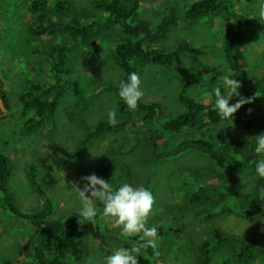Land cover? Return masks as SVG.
Instances as JSON below:
<instances>
[{
	"label": "trees",
	"instance_id": "1",
	"mask_svg": "<svg viewBox=\"0 0 264 264\" xmlns=\"http://www.w3.org/2000/svg\"><path fill=\"white\" fill-rule=\"evenodd\" d=\"M1 1L6 5V11L17 13L18 17L13 27L7 31L8 36H1L0 41L4 40L5 45H8L9 37L20 35V39L15 44L8 46L16 48L17 44L22 48L25 45V39L37 38L31 47L33 59L29 60V62L32 63V67L29 65V67H20L19 61L8 66L10 69L4 71L0 67L1 104L7 111L12 106L21 105L22 114L26 116L25 125L28 124L30 127H40L42 129L47 122L52 121L54 114L67 116L66 109L61 111L58 109L60 104L58 99L61 96L58 87L62 86V88H65L69 82L71 72L69 61H73L70 60L69 54L73 50H78L80 57L84 56L88 65H91V60H95L96 66L105 63L107 70L112 67L117 70L118 76L120 74L116 88L118 100L109 99V101L112 105L117 100V111L122 120L116 126H112L103 117L98 119L96 116H92L87 120L84 115L85 112H82L85 109L84 105L78 98H75V104L68 106L71 110L69 111V116L75 118L74 122L81 123L80 126L83 127V130L77 126L68 127L71 135L69 134L65 137L63 142L59 141L64 144L65 151L61 150L63 153L55 151L62 159L61 163L56 164V168L64 170L68 167L69 161L79 157V160L84 161L81 162L83 166H81L79 172L82 176L95 174L100 178L111 169L113 173L132 177L131 170L127 165L129 156L126 158L124 154L131 155L133 146L126 147L127 145L124 142L122 150L121 146L119 148L112 144L108 145L109 142L104 141L103 138L109 137L107 136L109 134H115L121 127L140 125V127L138 126L142 148L140 161L146 160L145 163H141L147 171V178L141 184L142 187L147 188L153 194V184L156 181L159 184L164 180L166 185L171 187L172 177L185 175L190 177L191 184H187L182 192L176 191L174 195L181 197L180 204L182 201L185 203L186 201L189 202L187 206L189 208L193 207L192 209L202 203L195 210L194 217L202 220L206 229L211 232L200 243V251L203 258L198 257V259L203 260L202 264H207L213 258L216 260V264H264V231L252 229L251 227L245 233L239 234L225 230L226 220L229 216L236 217L233 216L234 214L241 216L245 221L251 220L249 223H252L257 218H260L264 223V200H261L257 195L258 190L264 188V179L257 177L248 195H242L236 183L229 182L231 178L223 179L218 173L211 170L209 164L211 163L218 169H221V166L235 165L243 171H255L257 163L263 160L262 157H264V152L257 153L254 151L255 137L264 134V101L259 104V110L250 111L249 103H246L234 113L236 125L233 126L236 134L229 136L230 138L227 140L218 142L208 138L203 139L196 134L197 130L202 132L207 123H209L208 125H217L220 122L215 106L211 104H214L216 99V89L220 88L222 92L224 91L223 82L219 81L220 75L225 70L221 60L228 62L233 69L239 72L243 70L241 62L237 60L241 56L242 47L248 48L260 37L259 31L255 28L256 25H260L259 15L255 14L257 10H249L250 2L255 8L254 2L260 0H238L240 5H245V8L241 9L240 13L231 21L226 16L230 11L233 13L235 9L231 0L187 1L185 9L182 8V15L185 19V24H187L186 27L190 26V22H196L204 17L224 15L227 25L222 35L223 45H219L222 50H214L215 44L214 41H211L208 46L205 44L194 46L188 43L186 47H182L179 44L169 52H166V47H161L159 40L164 36V33L167 34L171 27L175 25L177 17L175 13L179 10L177 5H170L168 9L158 13L159 15L161 14L160 20L155 25H151L147 18L151 16L153 11L145 16H141L139 13L140 7L144 5V2L140 0H106L102 7L106 14L105 17L98 19L99 21L97 20L95 24L87 25L80 22L81 11H75L77 7L81 6L78 3L79 0ZM149 4L150 2L146 0L145 7L148 8ZM0 7H2L1 3ZM64 10L65 12H63ZM57 11H60L63 17L51 20L50 17L56 14ZM156 14L154 13V15ZM28 15L29 17H27ZM220 19H222L221 16ZM45 21H49V24L46 25ZM93 27L99 28V30L114 27L113 33L108 32L107 36H101L104 41L102 50L88 45V38L93 31ZM56 30H62L70 37L71 42L69 41V45L45 42L39 44L40 35L45 33L52 34ZM21 39L22 42L18 43ZM98 39L99 37H94L95 42ZM109 44L110 46H108ZM4 48L6 47L0 43V52ZM205 49L211 52L212 61L203 62V60L199 59L200 56L204 59ZM187 50L196 54L201 51V55L194 63V70L205 76H197L194 80L206 82L205 84L201 83L203 85L202 92L207 95L212 93V103L207 105L202 101L193 100L192 96L184 91V86H189L192 80L188 74V77L184 79L181 77L182 84L176 95V103L171 106L173 111L169 115L171 116L170 118L165 119L163 116L168 106L156 101H144L141 99L135 111L129 110L119 96L120 84L122 81H126L128 74L135 72L139 75V68L144 67L146 64L152 63L165 66L171 64L172 61H175L176 55H180ZM87 56L89 58H86ZM256 57L255 59L258 61L256 67L264 68V51L257 54ZM261 61L263 62L261 63ZM21 64L23 65V63ZM34 64L39 65V67L36 68L37 66H34ZM190 65L191 73L192 67ZM93 66L91 65L90 67L92 68ZM17 69L19 72H15L16 77H19V83L16 84L22 83L24 87L14 98V96H9L8 94L9 90L6 80L11 73H15L13 70ZM84 69L87 71L86 67ZM45 70H47V77H43ZM97 82L100 84L101 81L97 80ZM211 86L214 89H211ZM98 88L101 90L104 87L98 85ZM239 91L246 99L248 95H252V92L256 91L260 92V97H264V84L261 83L260 78H255L250 80L248 89L240 87ZM16 98L17 101L15 100ZM179 106H182V108ZM100 108L101 106L98 110ZM1 113L2 109L0 106ZM136 113L140 114L138 122L135 121ZM52 127V124L49 125V130ZM182 130L190 137L180 139L177 135ZM227 133L231 135L230 130ZM121 134H123V138H126L125 131ZM121 134L115 137V143L122 142ZM103 143L106 144L104 146L108 150L106 157L97 162L98 167L86 169L87 157ZM188 151H193L198 157L200 155L205 159L204 164L209 168L207 172L211 183L216 186L218 183L220 184L215 189L218 197L215 201L210 200L212 196L210 197V192L205 188V186L208 187L204 184V182L207 183V179L201 176V179L204 180H200L196 176L200 170L195 169L193 166L184 167L187 164L186 160L176 168L178 162H176L177 159L175 157L179 154H186ZM168 160H171L174 170L171 171L170 169L167 174L157 176V171ZM123 164L127 167L125 168ZM204 164L203 166H205ZM228 169L240 171L238 168ZM9 174V159L0 149V208L6 213V218L10 219V224L25 225L26 223L29 237L35 243L26 253V256L30 257L27 260L18 259L15 264H67L64 261L69 253L66 247L70 246V241L78 244L77 241H80L77 239L78 233L83 229L85 223L87 224L90 221L84 220L82 212L79 210H73L56 217V208L60 203L58 200H61V197L55 201L54 195L46 189L47 186L37 185L36 180L31 186L41 197L39 199L40 204H37L38 207L36 205L31 212L24 211L16 204L14 196L7 187ZM214 176L218 178H214ZM102 177L108 179L107 176ZM124 183L132 184V181L127 180L117 185L112 184V186L118 188ZM97 202L99 205L100 202L98 200L95 201V204ZM160 202V198L154 196V204L148 217V224H154L151 227L162 228V222L166 221L167 218L176 220V217H172L171 214L177 213L174 211L170 213L172 212L170 209L173 203L170 202L168 207H166V204L160 205ZM100 207L102 208L101 204ZM236 209H238V213L234 212ZM155 210H157L156 214L153 213ZM107 220L109 219L103 218V224L108 223ZM183 223H185L184 219L181 222L176 220L174 228L178 229ZM187 227L185 225L186 229ZM3 230L5 231L7 228L3 227ZM102 230L106 235H109V232H115L105 226ZM168 231L166 230L167 234ZM131 240L138 243L140 247L142 242L139 241L138 237L134 236ZM47 245L50 249H46ZM191 245L195 246L194 244ZM163 249L164 246L160 238L155 248H141L138 257L139 264H151L157 262L158 259L161 264H164L167 261V257L164 256L165 252ZM105 255H109V252ZM177 260L175 257L174 262ZM174 262L172 261L170 264H174Z\"/></svg>",
	"mask_w": 264,
	"mask_h": 264
},
{
	"label": "rangeland",
	"instance_id": "2",
	"mask_svg": "<svg viewBox=\"0 0 264 264\" xmlns=\"http://www.w3.org/2000/svg\"><path fill=\"white\" fill-rule=\"evenodd\" d=\"M140 1L144 2V5H142L139 10L141 16H145L149 13L151 14L153 11L151 16L147 18L151 25H155L160 20L159 17L161 14L159 15L158 13L163 12L164 9H168L170 5H177V7H179V10L175 13L177 16L175 25L171 27V30H169L167 34L164 33V36L161 38L162 41L159 40L161 47L167 48L166 52L173 50L176 45L179 44V46L182 47H186L188 43L194 46L199 44H205L208 46L211 41H214V50H222L219 45H223L222 35L227 25L224 15H220L222 19H220V16L204 17L196 22H190V26L186 27L187 24H185L186 22L182 15V8H184L187 1L190 0H147L150 2L148 8L145 7L146 0ZM105 2L106 0H79L78 3L81 6L77 7L75 11H81L80 22L92 25L95 24L98 19L100 20L102 17H105L106 14L102 10ZM231 2L235 9L233 13L230 11L226 15L230 21L234 20L238 13H240L241 9L245 8V5H240L238 0H231ZM0 3L2 5V7H0L1 37L8 36L7 31H9L16 23L18 14L6 11V5L3 1ZM250 4L251 6L249 7V10H257V13L255 12L257 15L264 10V0L254 2V5L256 6L255 8L252 6V2H250ZM63 12H65V10ZM154 13L157 14L154 15ZM27 17H29V15ZM62 17L61 12L57 11V13L52 15L50 19L56 20ZM44 23L47 25L49 24V21H45ZM259 23L260 25L255 26L256 30L259 31V39L256 42H253L248 48L242 47L243 50L241 51V56L237 58V60L241 62L243 70L239 72L238 70L233 69L232 65H229L228 62L221 60L225 70L223 74L220 75L221 77L219 78V81L223 82L222 77L228 76L237 80L240 83L241 88L245 87L246 89H248L250 80H254L255 78H260L261 83L264 84V68L256 67L258 61L255 59L257 58V54L264 51V18H261L260 15ZM92 30L93 31L88 38V45H91L98 50H102L104 41L101 36H107L108 32L113 33L114 27H108L103 30L93 27ZM96 36L99 37L97 42L94 41V37ZM39 38V44L45 42L49 44L62 43L69 45V41L71 42L70 37L62 30H56L52 34L45 33L40 35ZM19 39L20 35L9 37L8 45L15 44ZM36 39L37 38L33 37L25 39V45H23L22 48L17 44L16 48L13 46L11 47L7 44L5 45L4 40L0 41V43L6 47L0 52V67L3 71L10 69L8 66L13 65L18 61L19 65H21L20 67H32V63H30L29 60L33 59L31 47L34 45ZM200 40H202V42H200ZM21 42L22 39L18 43ZM108 46H110V44ZM205 50L206 53H204V59L200 56L201 51L196 54L187 50L180 55H176V58H174L175 61H172L171 64L166 66L151 63L139 68L141 90L144 93L142 100L156 101L164 106H168V108L165 109L163 116L165 119L170 118L171 116L169 115H171V111H173L171 106L175 105L176 95L182 84L181 77L184 79L185 77H188L189 74V77L192 80L190 81L189 86H184V91L190 94L195 100L202 101L207 105L211 104L212 93H208L207 95L202 92V84H205L206 82L194 80L197 76H205L194 70V63L198 60L197 58L200 56L199 59L203 60V62L213 60L211 52L207 49ZM69 57L70 60H73L69 61L71 71L69 82L60 98V104L58 106L60 111L63 109L67 110L66 117L54 114L52 121L47 122L42 129H40V127H30L28 124H24L26 116L22 114L21 105L17 104L14 107L12 106L11 109L7 111L0 101L2 109V113L0 114V149L8 159H10V174L7 180V187L10 193L14 196L16 204L26 212H31L37 204H40L39 199H41V197L31 186L35 180L37 185L47 186L46 189L54 195L55 201L57 198L61 197V200H58L60 203L56 208V217L57 215L61 216L73 210L80 211L77 193L78 190H83L87 183V181L82 179L85 176H82L81 173H79L81 166H83V164L81 165V162L84 161L79 160L78 157L77 159L69 161L66 169L58 170L56 164L61 163L62 159L58 153H55L56 150L58 152H62L61 150L65 151L64 144L59 141L63 142L64 138L70 134L68 129L69 126H77L79 129L83 130V127L80 126L81 123L74 122L73 120H75V118L69 116V111L71 110L68 106L75 104V98H78L84 105L85 109L82 112H85L84 115L87 120L89 117L96 116L98 119L103 117V119L109 121L108 113L110 111L116 113L118 122L122 120L117 111L118 99L116 88L118 79L120 78V74L118 76L117 70L112 67L107 70L105 63L96 66L95 60L92 61L90 55L91 65H94L91 68V65L87 64L85 57H80L79 51L76 49L73 50V52H70ZM86 58H89V56ZM262 62L263 61H261V63ZM21 63H23V65ZM189 64H191L190 66L192 67L191 73ZM34 66H37L36 68L39 67L37 64H34ZM84 67L87 68V71H85ZM43 68L45 69V67ZM18 69L13 70V72H19ZM16 72L14 74L11 73L6 80L7 88L9 90H7L8 94L9 96H14V98L24 87L22 83L16 84L19 83V77H16ZM45 76L47 77V70H45L43 77ZM97 80L106 84H101V82L98 84ZM98 85L104 88L99 90ZM211 89H214V87L211 86ZM17 98L15 99L16 101ZM109 99L117 100L111 105ZM237 99L239 98L234 96L230 100V105L234 104ZM247 99L250 100V111L259 110V104L264 101V97H260L259 91L252 92V95H248ZM100 106L101 108L98 110ZM179 107L182 108V106ZM139 116L140 114L136 113L135 121L138 122L140 120ZM51 124L53 127L49 130V125ZM208 124L209 123L205 125L202 132L198 130L196 131V134L203 139L208 138L209 140H217L220 142L227 140L236 134V130L233 126L236 125L235 115L232 117V121L224 122L220 120L217 125ZM138 126L140 127V125ZM138 126L133 125L126 128L121 127L115 134H109L107 135L109 137L103 138L104 141L106 140V142H109L108 145L112 144L119 148L121 146L122 150L124 142L127 145L126 147L133 146L131 155L124 154L126 158L129 156L127 159V165L131 170L132 177L113 173L111 169H109L107 174L102 175L107 176L108 179H105L102 176L100 178L115 185L130 180L134 186H142L141 184L147 178V171L142 165L146 160L140 161L142 148L140 142L141 135L138 133ZM229 130L231 135L227 133ZM123 131H125L126 138H123V134H121ZM119 134H121L120 136L122 137V144L114 142L115 137ZM177 136L180 139L190 137L183 130L180 131ZM71 142H73L72 139ZM104 145L106 146L105 143L99 145V147L96 148V151L87 157V163L85 165L86 169L98 167L97 162L106 157L108 150ZM179 155L175 157V159H177L176 162H178L176 168L186 160L187 164L184 167L188 168L189 166H193L195 169L200 170L196 176L200 180H204L201 179V176H204L203 178L207 179V183L204 182V184L208 187L204 186L207 191L210 192V197H213H211L210 200L215 201L218 199L215 189L217 186H220V184L218 183L216 186L211 183L209 173L207 172V169L209 168L204 164L205 159L199 154L198 157L193 151H188L181 156ZM262 158L264 160V157ZM202 163L205 166H203ZM209 164L211 170L218 173L223 179L228 177L231 178L229 182L236 183L238 190L242 195H248L253 184L256 182L257 176L254 170L243 171L235 165L221 166V169H218L211 163ZM123 165L125 168L127 167L125 164ZM228 168H238L240 171H237V169L229 170ZM170 169L171 171L174 170L171 160H168L166 161V164L162 165L160 170L157 171V176L167 174ZM214 178L218 177L214 176ZM171 179V187L167 186L166 181L164 180L159 184L158 181H156L153 184V195L160 198V205L166 204V207H168L170 202L173 203L172 208L170 209L172 212L170 213H173L174 211L177 214H171L172 217H176V220H179L180 222L184 219L185 223H183L178 229H175L174 226L176 220L174 218H167L166 221L162 222L163 227L157 228L160 236L159 238L162 240L164 246V256L167 257V261L164 264H170L172 261L174 262L175 257L178 260L174 262V264H202L203 260L198 259V257H201V259L203 258L200 251V243L204 237H207L211 233L209 229H206L202 220H198L194 217V214L196 213L195 210L200 207L202 203H200L199 206L195 204L196 207L194 209H192L193 207L189 208L187 206V203H189L187 201L186 203L182 201L180 204L179 201L181 200V197L179 198L174 194L176 191L182 192V190H185L187 184H191L190 177L181 175L172 177ZM96 206L100 207V204L98 205L97 202ZM156 212L157 210L153 213L156 214ZM234 212L238 213V209L234 210ZM233 216H236L237 218L230 216V220L225 226V230H228L231 233H245L250 227L259 231H264V223L260 218L249 223L251 220L245 222L241 216H238L237 214H234ZM103 218L102 215H99L94 221L87 224L85 223L83 229L77 235V239L80 240L77 241L78 244L72 243L69 239L70 246L66 247L69 253L64 259L67 264H104V257H106L105 254L107 252H109L110 255L114 249L122 246L126 249H130L135 245L139 248V244L131 240L133 237L128 239L121 237L120 228L117 227L113 220L109 219L107 220L108 223L103 224ZM9 220L10 219L6 218V213L0 208V262H2V264H15L18 259L27 260L30 256L27 257L26 253L31 249L32 245L35 244L29 237L26 223L25 225L10 224ZM151 225L154 224H148L149 227H151ZM185 225L188 226L187 229L185 228ZM104 226L113 229L116 233L109 232V235H106L103 230L101 231ZM3 227H6L7 230L4 231ZM166 230H169L168 234ZM191 244H194L195 246L193 247ZM47 249H50L48 245ZM216 263V260L213 258V260H210L207 264ZM151 264H161V262L158 259L157 262Z\"/></svg>",
	"mask_w": 264,
	"mask_h": 264
},
{
	"label": "clouds",
	"instance_id": "3",
	"mask_svg": "<svg viewBox=\"0 0 264 264\" xmlns=\"http://www.w3.org/2000/svg\"><path fill=\"white\" fill-rule=\"evenodd\" d=\"M259 15L264 18V10ZM222 80L224 91L222 92L220 88L216 89V99L213 106H215L220 120L227 122L232 121L233 114L246 103H250V100L242 96L239 91L241 85L237 80L228 76L222 77ZM58 88L62 96L65 88L62 86ZM143 95L140 76L135 72L128 74L126 81H122L120 84L119 96L129 110L135 111L138 108ZM61 96L58 99L59 103ZM234 96L239 99L230 105V100ZM108 119L112 126H116L118 123L114 111L108 113ZM255 138L254 151L257 153L264 152V134ZM255 174L258 178L264 179V160L257 163ZM82 179L87 183L83 190H78L77 199L84 220L92 222L99 215H102L105 219L114 220L117 227L120 228L121 237L128 239L135 236L142 242L139 248L133 245L130 249L123 246L114 249L112 254L104 257V264H139L138 257L141 248H155L159 239L158 229L155 226H148V217L154 204L152 192L142 186H134L129 183L114 188L110 182L95 174L85 176ZM257 195L261 200H264V188L258 190ZM97 200L102 208L94 203ZM229 220L230 216L225 225Z\"/></svg>",
	"mask_w": 264,
	"mask_h": 264
}]
</instances>
